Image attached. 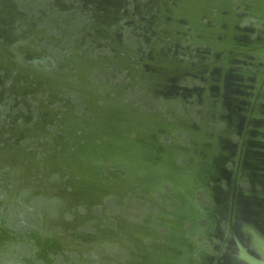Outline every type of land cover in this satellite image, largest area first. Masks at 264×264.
<instances>
[{
    "label": "flooded vegetation",
    "instance_id": "flooded-vegetation-1",
    "mask_svg": "<svg viewBox=\"0 0 264 264\" xmlns=\"http://www.w3.org/2000/svg\"><path fill=\"white\" fill-rule=\"evenodd\" d=\"M209 3L0 0L5 264H264V50L207 41L264 42V0Z\"/></svg>",
    "mask_w": 264,
    "mask_h": 264
},
{
    "label": "water",
    "instance_id": "water-1",
    "mask_svg": "<svg viewBox=\"0 0 264 264\" xmlns=\"http://www.w3.org/2000/svg\"><path fill=\"white\" fill-rule=\"evenodd\" d=\"M222 3H223V0H212V3H209V4H211L213 6L216 5V7L219 9V12H222L223 8L221 5H224ZM236 4H239V3L236 2ZM214 28L217 29L216 25L214 26ZM217 30H218V33H220V29H217ZM229 36H231L234 39V41H236L235 39H238L240 37L237 35V31H235V30L230 31ZM216 38H218V36ZM23 40L26 41V39H23ZM185 40L188 41V39L186 37H185ZM207 41L209 43V46L211 48H213L214 50H216V49L224 50V52H222V54H227L223 58L224 61L227 60V61H225L226 66L228 64L231 65L233 63L232 62L233 59H236V58H240V59L244 58L245 59L247 55L254 56V54H256V52L259 55V54H261L259 52L264 50V42H260V41L254 40V39H249V40H247V42H243V43L242 42L241 43L234 42L233 44L219 46V47L215 46V43L212 44L213 41L212 42L209 40H207ZM173 47H174V45L170 44L169 47L163 48V47L159 46V47H157V49L169 51V50H172ZM8 52H9V46H0V72H1V70H4L5 73H8L12 70V68L10 67V64H9V53ZM163 55H165V54H163ZM20 56L22 59L20 67H18V66L15 67V69L21 70V77H20V79L17 78V81L20 80V81H25V82L26 81L33 82V80L30 79V77L27 74V71H28L27 66H28V63L30 64L32 62V59L30 58L29 54H27L26 56H24L22 54ZM6 58H8V61L5 60ZM170 62H171V64H170ZM149 64L154 66L156 69H158L157 66H160V67L164 66L165 68L166 67L168 68V70L161 72V74L159 76L156 75V73H155L156 79H154V80H152L153 78L150 79L152 81H158L160 79L166 80L170 77H175L178 74H182V76H185V75L189 74L191 72V70L193 69L192 67H189L190 65L187 62L185 64H182L181 66L175 67L174 60L170 61L169 59H167V57L165 58L164 56H162L161 59H159V61H157V62H155L153 60L149 61ZM216 64H217L216 61L211 63V65H216ZM257 65L259 66V64H257ZM203 66H205V64H203ZM261 70H262V73H264L263 68ZM24 73H25V77L23 75ZM0 76H1V74H0ZM4 79H9V77L4 75ZM260 80H261V85L263 86L264 85V76ZM34 81H37V80L34 79ZM2 160L4 161L6 159L3 158ZM5 167H9L10 169H12V164L6 163L3 165L2 168H5ZM110 241H111V239H103L102 243L103 242H110ZM53 253L55 255L58 254L57 252H53Z\"/></svg>",
    "mask_w": 264,
    "mask_h": 264
},
{
    "label": "rangeland",
    "instance_id": "rangeland-1",
    "mask_svg": "<svg viewBox=\"0 0 264 264\" xmlns=\"http://www.w3.org/2000/svg\"><path fill=\"white\" fill-rule=\"evenodd\" d=\"M64 38H65V37H64ZM65 42H68V41L65 40V41H63L62 43H65ZM62 43H61V44H62ZM61 44H60V45H61ZM1 247H2V245H0V248H1ZM9 250H11V249L9 248ZM1 256H2V255H1ZM3 256H4L3 259L0 260V264H2V263L5 264V262H12V258H11V257H9V256H7V255H4V254H3Z\"/></svg>",
    "mask_w": 264,
    "mask_h": 264
}]
</instances>
